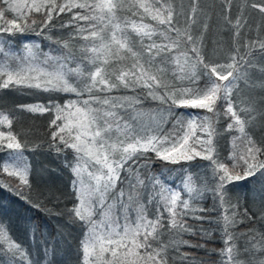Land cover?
<instances>
[{
	"label": "snow or ice",
	"instance_id": "obj_1",
	"mask_svg": "<svg viewBox=\"0 0 264 264\" xmlns=\"http://www.w3.org/2000/svg\"><path fill=\"white\" fill-rule=\"evenodd\" d=\"M220 3L231 43L214 41L209 55L201 0H0V90L48 94L0 111V190L44 208L31 198L26 155L40 145L30 148L15 124L18 114L47 115L49 150L73 155L66 166L75 200L55 214L82 229L78 264H197L183 248L207 250L217 231L219 264H264V231H238L264 223V210L253 216L232 195L238 182L264 177V0ZM28 34L50 41L49 51L28 40L17 48L15 38ZM120 90L132 94H113ZM148 99L157 107L146 109ZM149 154L171 165L207 163L179 169V183L163 172L142 178L139 161ZM124 172L128 187L117 192ZM43 253L55 264L54 244ZM0 264H39L2 221Z\"/></svg>",
	"mask_w": 264,
	"mask_h": 264
},
{
	"label": "trees",
	"instance_id": "obj_2",
	"mask_svg": "<svg viewBox=\"0 0 264 264\" xmlns=\"http://www.w3.org/2000/svg\"><path fill=\"white\" fill-rule=\"evenodd\" d=\"M187 4V0H184ZM237 5L240 0H236ZM207 14L210 15L209 29L206 33V45L209 55H213L215 51L214 41H219L223 38L227 45L231 43V33L222 31L223 24L221 12L222 5L220 0H201ZM237 8L234 6L232 15L235 17ZM258 18L253 17L255 22ZM55 36H59V31L54 32ZM36 41L41 43L44 51H49L50 41L37 37L35 34L26 36H17L15 38V46L20 47L22 41ZM55 48V45H51ZM74 49L78 53L79 44L74 45ZM114 95H131L127 90L114 92ZM63 95V94H62ZM48 94L46 93H20L13 90H0V111H9L15 108L17 104L35 103L38 101H46ZM67 98V97H65ZM158 102L150 99L145 100L143 106L147 108L157 107ZM185 112H198L199 110L187 109L181 110ZM19 118L15 124L17 131L24 133V138L27 140L29 147L40 145L35 151H26L31 166H32V192L31 198L37 203L44 205V208L37 209L25 203L19 197L5 190H0V221L5 223L12 237L27 248L31 253L33 261H39V264H45L43 249L45 242L54 244L56 247V255L52 258L55 264H78L79 260V242L82 238V229L76 225L68 223L67 215L58 216L55 213L69 208L74 203L75 197L71 190V181L73 179L71 170L66 166V158L68 162L73 159L70 150L57 155L54 151L48 148L50 140V129L48 128L49 117L32 116L24 113L18 114ZM223 124V122H222ZM166 129H171V124L165 125ZM253 132L259 139L262 133L258 128H254ZM230 137L225 134L219 140L220 151L223 156H227L230 150ZM151 159L144 157L140 158L139 163L146 165L140 169L141 177L146 178L149 174L164 173L169 181L174 183L180 182L179 169L191 168L193 172L197 171L200 166L207 162L197 159L190 163H181L177 165L166 164L155 158L153 154H149ZM167 169H175L169 174ZM127 172L122 173L123 182L117 185L116 191L121 188L127 189ZM3 179H9L3 177ZM14 182V181H13ZM27 194V193H26ZM233 197H240L241 204L246 207L250 214L259 216L260 211L264 210V177L257 174L244 181L238 182L232 192ZM146 199V197H145ZM203 206L210 208L212 199L203 201ZM51 209V212L44 209ZM154 210V209H153ZM243 211V208L241 209ZM213 218L217 213H210ZM205 228H215L216 225L207 222L203 225ZM257 228L264 231V223H256L254 221H246L238 225V231L244 232L249 228ZM30 230L35 231V239L32 238ZM214 239L207 242V250L184 247L183 251L192 253L199 264L203 261L204 264H219L220 257L217 252L211 249H220L223 247V242L220 239L219 232L213 233ZM194 243L202 242L199 237H186Z\"/></svg>",
	"mask_w": 264,
	"mask_h": 264
}]
</instances>
